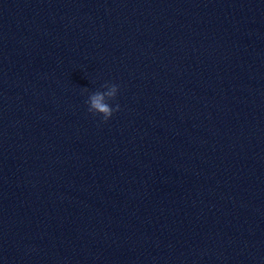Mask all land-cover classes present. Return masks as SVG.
Instances as JSON below:
<instances>
[{
    "label": "water",
    "instance_id": "obj_1",
    "mask_svg": "<svg viewBox=\"0 0 264 264\" xmlns=\"http://www.w3.org/2000/svg\"><path fill=\"white\" fill-rule=\"evenodd\" d=\"M0 264H264V0H0Z\"/></svg>",
    "mask_w": 264,
    "mask_h": 264
},
{
    "label": "clouds",
    "instance_id": "obj_2",
    "mask_svg": "<svg viewBox=\"0 0 264 264\" xmlns=\"http://www.w3.org/2000/svg\"><path fill=\"white\" fill-rule=\"evenodd\" d=\"M118 93L119 86L114 84L110 86L109 90L106 93H98L92 96L90 111L94 114L100 115L105 121L109 120L113 116L114 112L119 111L120 105L116 104L113 107L106 102L105 96L114 98L117 97Z\"/></svg>",
    "mask_w": 264,
    "mask_h": 264
}]
</instances>
